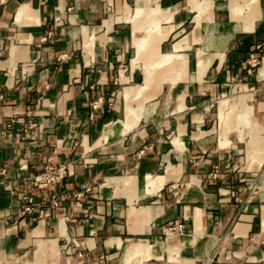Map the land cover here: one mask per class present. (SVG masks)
<instances>
[{
	"label": "crops",
	"instance_id": "crops-1",
	"mask_svg": "<svg viewBox=\"0 0 264 264\" xmlns=\"http://www.w3.org/2000/svg\"><path fill=\"white\" fill-rule=\"evenodd\" d=\"M237 1L0 0V264H264V0ZM252 50V132L216 134L207 96Z\"/></svg>",
	"mask_w": 264,
	"mask_h": 264
},
{
	"label": "rangeland",
	"instance_id": "rangeland-1",
	"mask_svg": "<svg viewBox=\"0 0 264 264\" xmlns=\"http://www.w3.org/2000/svg\"><path fill=\"white\" fill-rule=\"evenodd\" d=\"M241 1V0H238ZM236 2L233 4V6H231V8L236 7V5L239 2ZM252 2V0H249ZM248 1V2H249ZM247 2V3H248ZM246 3V4H247ZM253 55V56H251ZM167 58L164 60H162L161 58V63H165L167 61H169L172 57V55H165ZM260 56L256 53L255 50H252L249 52V54L247 55V57H245L243 60L240 61V66L244 69V71H246V74H242L240 76H230L229 78L226 79V81L224 82L225 87H227V89L221 93L215 91L212 95H208L207 97L210 98L211 97V103H212V108H211V122L209 124V128L212 127L213 132L214 133H221L223 130L226 129L227 124L225 123L226 121H229L228 126L230 127V131H234L236 130L239 126L241 131L244 132H252V126H254L252 124V120H253V116L254 117H258L257 113L255 112L254 109H252L251 111V115H250V124H248V120L246 118V114L248 115L250 113V109L248 107L241 108L239 106H237V101H238V96L241 94L246 93L245 90H243L241 88V85L243 83H246L247 81H249V75L251 74V70L258 67L260 65ZM182 64H185V59H182ZM157 65V64H156ZM159 65V64H158ZM208 66V63H203L200 62L199 63V74L200 76L204 74V72L206 71V68ZM150 67V66H149ZM153 67V65H152ZM213 71H216V67L213 68ZM261 74L264 75V67L263 69H261ZM208 81L214 82L215 81V75H212V77H209ZM212 84V83H211ZM203 92H206L205 90H202ZM165 94V93H164ZM199 97H206V95L204 94H199ZM241 99L243 100V98L241 97ZM223 100H227V102H229L232 106L229 107L228 111H226V108L223 109V106H226V104L224 102L221 101ZM134 112V108H131ZM244 117V118H243ZM240 118L242 121V123H239ZM252 125V126H249ZM228 128V127H227ZM237 131V130H236ZM260 137H264V130H262V132L259 135ZM253 138V137H252ZM250 146V143L245 144L244 146L240 147V148H246ZM245 154V163H252L251 162V157L250 155H248L249 153L246 152V150H244ZM233 159L235 160V157H233ZM221 160V158H220ZM217 165V164H215ZM219 174V173H217Z\"/></svg>",
	"mask_w": 264,
	"mask_h": 264
},
{
	"label": "built area",
	"instance_id": "built-area-1",
	"mask_svg": "<svg viewBox=\"0 0 264 264\" xmlns=\"http://www.w3.org/2000/svg\"><path fill=\"white\" fill-rule=\"evenodd\" d=\"M253 56V55H251ZM16 120L14 118L8 119L3 123L4 129L0 131V135L2 137L9 136L10 131ZM28 125L33 127L35 123L33 121H28ZM67 173V165L65 163H52L49 161L45 164L42 171L32 174L23 179V187L21 192L19 193L21 200L24 202L22 205L21 212L22 214L31 215L34 213V195L32 193L33 190H46L52 189L54 186L62 183V180L66 176ZM6 175V168L0 171V176ZM4 183L3 180L0 179V184ZM91 191V187L89 185H84L83 190L80 192H75L74 197L76 199L75 205L77 207H81V199ZM60 205L59 198L57 195H53L50 199V203L48 208H56ZM43 213V212H41ZM47 211L44 212V215H47Z\"/></svg>",
	"mask_w": 264,
	"mask_h": 264
},
{
	"label": "bare ground",
	"instance_id": "bare-ground-1",
	"mask_svg": "<svg viewBox=\"0 0 264 264\" xmlns=\"http://www.w3.org/2000/svg\"><path fill=\"white\" fill-rule=\"evenodd\" d=\"M142 5H143V4H142ZM233 18L237 20L236 16H234ZM248 29H251V28H248ZM127 110H128V109H127ZM130 110H131V109H130ZM130 112H131V111H130Z\"/></svg>",
	"mask_w": 264,
	"mask_h": 264
}]
</instances>
